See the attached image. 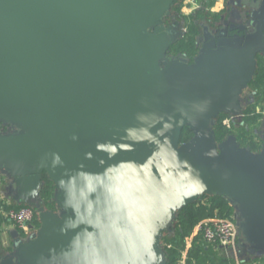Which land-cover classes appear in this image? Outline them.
Wrapping results in <instances>:
<instances>
[{"label":"water","instance_id":"95a60500","mask_svg":"<svg viewBox=\"0 0 264 264\" xmlns=\"http://www.w3.org/2000/svg\"><path fill=\"white\" fill-rule=\"evenodd\" d=\"M173 1L0 0V174L38 221L25 238L10 231L0 264H166L175 214L212 194L264 253V133L251 151L213 131L249 104L264 0L248 32H205L191 64L165 58L182 33L161 23Z\"/></svg>","mask_w":264,"mask_h":264},{"label":"trees","instance_id":"16d2710c","mask_svg":"<svg viewBox=\"0 0 264 264\" xmlns=\"http://www.w3.org/2000/svg\"><path fill=\"white\" fill-rule=\"evenodd\" d=\"M170 10L176 11L183 20L186 31L177 36L168 46L165 52V58L169 54L176 52L185 53L191 60L194 61L195 56L200 51L199 37H200V24L196 20H201L204 12L200 9L195 13L188 16L181 13L183 0H174ZM212 16V14H209ZM216 15V14H214ZM197 16V17H196ZM199 17V18H198ZM213 17V16H212ZM215 17V16H214ZM197 18V19H196ZM167 59V58H166ZM248 94L252 95L254 103L249 105L244 110L242 123L237 120H231L229 127L223 123V119L227 117L226 114L221 113L216 117L213 125L214 136L217 142L222 141L229 135H234L240 146L248 147L251 151H258L261 148V141L252 130L251 124H255L257 115L255 114L254 106L257 102H264V55L256 56V69L255 73L247 87ZM256 125V124H255ZM8 126L0 123V133L7 131ZM192 132L186 126L182 129L180 141H187L191 138ZM44 185L41 190V198L47 209H55L53 203L54 184L44 174L42 177ZM24 205L19 204H6L0 194V209L7 211L9 209H18ZM35 211V210H34ZM220 217L231 218L233 217V208L229 201L222 195L212 194L206 195L202 200L187 204L183 206L176 214L170 224L169 228L164 231L161 238V246L163 248L166 264H176L181 257V253L186 249V238L192 236L191 245L186 249V264H192L195 260L198 264H205L202 252L208 253L205 249L207 243L203 240L200 233L193 235L196 226L203 220ZM35 227H38L37 214L32 221ZM206 243V244H205ZM207 249H213L209 244ZM213 262V260L211 259ZM219 262L221 264H228L222 257Z\"/></svg>","mask_w":264,"mask_h":264},{"label":"crops","instance_id":"0c3cea01","mask_svg":"<svg viewBox=\"0 0 264 264\" xmlns=\"http://www.w3.org/2000/svg\"><path fill=\"white\" fill-rule=\"evenodd\" d=\"M204 1L205 0H183L181 11L183 9V11L185 10L186 12H188V14H190L195 9L202 7ZM261 1L262 0H257V6L261 3ZM222 4H223V0H210L208 5L211 6L213 10H218L222 6ZM248 93L249 92H247V90L245 89L242 94V97H246L249 101V104L246 106V108L254 103V99L252 95L251 94L249 95ZM254 109H255L254 110L255 114L258 117L255 121L256 125L253 123L250 126L253 125L251 128L254 131L255 135L259 138V136L264 133L263 130L264 102L263 103L257 102L256 105L254 106ZM243 115H244V111H243ZM13 187L14 184L11 182V179H8L4 175L0 174V194L2 199L8 205L16 204L11 199L12 196L11 190ZM231 206L233 208V217H234L235 208L233 205ZM5 212L6 211L0 209V259L3 258L4 255L11 250V245H12V238L10 235L11 230L17 229L21 237L25 238L33 231V229L36 228L35 225L32 224L30 233L26 235L25 233L20 231L10 219L6 217ZM194 234L195 233H193V235ZM191 241H192V236L189 240V244L187 248L191 245ZM208 246L209 244L205 246V249L208 251V253H205L204 255V253L202 252V256L205 260V264H221L219 260L222 257L226 260L228 264H259V263L264 264V253L259 254L257 253L256 250L252 249L249 242L245 240L244 236L238 231V228L236 232L235 241L232 245L229 246L211 245L213 246V249H207ZM183 256L186 257V250ZM211 259L213 260V262L211 261ZM192 264H198V263L195 260H193Z\"/></svg>","mask_w":264,"mask_h":264},{"label":"flooded vegetation","instance_id":"af4514ba","mask_svg":"<svg viewBox=\"0 0 264 264\" xmlns=\"http://www.w3.org/2000/svg\"><path fill=\"white\" fill-rule=\"evenodd\" d=\"M209 2L210 0H205L202 4V7L198 8L204 12L201 20H196L201 27L199 37L200 40H198L200 48H202L203 45L207 43L209 38L216 39L220 31L223 29L228 30L230 34H243L252 29V26L249 22L253 18V10L258 7L257 0H223V4L218 10H213L212 7L208 5ZM198 9H195L190 14L193 16L195 11ZM180 14L182 15L183 13L181 12ZM209 14H212L213 17ZM161 23L165 27L179 25L182 33L186 31V27L183 24L181 16H179V14L174 10H169V14L161 18ZM238 26H242L243 29L239 30L237 28ZM205 32H207L209 35L208 39H206ZM166 58V60L184 59L187 63H192V60L183 52L169 54L166 56Z\"/></svg>","mask_w":264,"mask_h":264},{"label":"built area","instance_id":"2783aa9c","mask_svg":"<svg viewBox=\"0 0 264 264\" xmlns=\"http://www.w3.org/2000/svg\"><path fill=\"white\" fill-rule=\"evenodd\" d=\"M232 117H225L223 123L229 127ZM6 217L10 219L15 226L28 235L30 233L32 221L35 217V211L32 207L24 205L18 209H9L5 212ZM237 226L234 219L213 217L200 222L193 233H200L207 244L229 246L235 241ZM190 237L186 238V248L189 244ZM186 250V249H185ZM182 251L181 257L176 264H186ZM261 264V263H259Z\"/></svg>","mask_w":264,"mask_h":264},{"label":"rangeland","instance_id":"374dc122","mask_svg":"<svg viewBox=\"0 0 264 264\" xmlns=\"http://www.w3.org/2000/svg\"><path fill=\"white\" fill-rule=\"evenodd\" d=\"M181 12H182L184 15H186V16L189 15L188 12H186L185 10L183 11V9H182ZM185 13H186V14H185ZM162 63H163V62H162ZM162 65H163V64H162Z\"/></svg>","mask_w":264,"mask_h":264}]
</instances>
